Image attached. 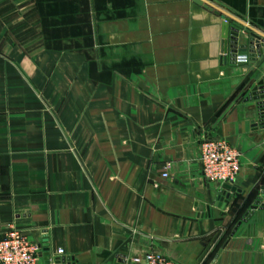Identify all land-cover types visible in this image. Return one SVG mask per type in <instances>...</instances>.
<instances>
[{
	"label": "crops",
	"instance_id": "1",
	"mask_svg": "<svg viewBox=\"0 0 264 264\" xmlns=\"http://www.w3.org/2000/svg\"><path fill=\"white\" fill-rule=\"evenodd\" d=\"M206 1L221 13L196 0H0V234L13 226L71 264L150 251L264 264V208L238 226L264 191V129L246 100L264 56L225 60L223 27L240 26V43L264 36V0ZM207 138L240 149L236 191L204 176Z\"/></svg>",
	"mask_w": 264,
	"mask_h": 264
},
{
	"label": "built area",
	"instance_id": "2",
	"mask_svg": "<svg viewBox=\"0 0 264 264\" xmlns=\"http://www.w3.org/2000/svg\"><path fill=\"white\" fill-rule=\"evenodd\" d=\"M241 151L224 138H207L200 143V164L204 176L210 181L232 184L241 171ZM171 161L164 165L163 177H169ZM44 243L36 242L28 234L15 227L0 234V264H39L41 253L47 249L54 264L60 260L67 264L64 248L60 247L57 256L52 257ZM44 256V255H43ZM63 259V261H62ZM124 264H177L173 259L157 251L145 254L128 255Z\"/></svg>",
	"mask_w": 264,
	"mask_h": 264
},
{
	"label": "water",
	"instance_id": "3",
	"mask_svg": "<svg viewBox=\"0 0 264 264\" xmlns=\"http://www.w3.org/2000/svg\"><path fill=\"white\" fill-rule=\"evenodd\" d=\"M197 2L203 3L205 6L209 7L210 9L215 10L218 13H221V9L217 6L213 5L212 3L206 1V0H196ZM224 50L226 53V56L224 57L225 60L229 59L231 62L236 63L238 59L244 60L246 59V55H238V52H247L250 51L253 46L256 48V52L260 57L264 56V36L259 34L258 32H255L254 30L248 29V31H245V35L247 37V41L244 43H240V36H241V27L237 25H232L230 17L226 16L224 18ZM248 90V95L246 97V100H251L256 102V118L253 119L254 126L260 127L264 129V79H260L257 81V83H251L246 88ZM224 187L226 189H230L231 191H236L237 188L233 186L230 183H225ZM230 197L229 192H225L221 200H224L226 198V202ZM226 202L223 203L224 206L226 205ZM222 204V203H221ZM260 207L264 208V191L261 192L259 196H257L256 200L252 205L250 206V209L245 213V215L241 218V220L238 222V226L242 222L248 221L252 215L254 214L255 210ZM237 228L235 229V231ZM47 244V243H45ZM48 246V245H45ZM48 248V247H45ZM48 250V249H47ZM45 251L44 253H41L44 255L45 264H52L51 259L49 256V252ZM124 264L125 262V255L124 254H118L116 260H118ZM63 261V259H62ZM54 264H62L60 260H56ZM67 264H71L70 262H67Z\"/></svg>",
	"mask_w": 264,
	"mask_h": 264
}]
</instances>
